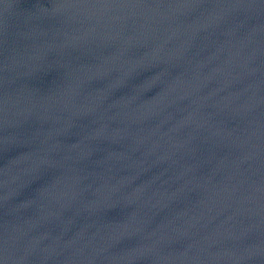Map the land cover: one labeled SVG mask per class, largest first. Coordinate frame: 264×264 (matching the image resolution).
<instances>
[{
	"label": "water",
	"instance_id": "1",
	"mask_svg": "<svg viewBox=\"0 0 264 264\" xmlns=\"http://www.w3.org/2000/svg\"><path fill=\"white\" fill-rule=\"evenodd\" d=\"M0 264H264V0H0Z\"/></svg>",
	"mask_w": 264,
	"mask_h": 264
}]
</instances>
